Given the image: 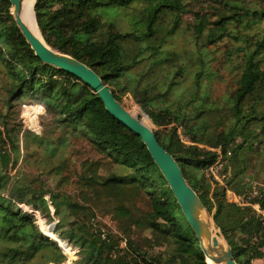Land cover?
I'll use <instances>...</instances> for the list:
<instances>
[{
  "label": "trees",
  "instance_id": "1",
  "mask_svg": "<svg viewBox=\"0 0 264 264\" xmlns=\"http://www.w3.org/2000/svg\"><path fill=\"white\" fill-rule=\"evenodd\" d=\"M186 1L36 0L32 10L49 47L83 62L124 108L157 128L158 143L178 163L235 262L264 263L263 216L226 199V190L248 195L257 184L262 197L250 200L264 207V0H199L191 23L182 18L190 10ZM134 3L149 6L145 18L121 23L119 10ZM176 36L183 37L180 47L166 45ZM215 78L228 93L214 95ZM0 90V264H207L140 137L106 111L89 85L34 55L9 0H0ZM124 94L144 113L121 101ZM24 102L44 108L38 135L22 130ZM74 141L95 153L76 167ZM33 145L41 154L29 152ZM19 148L20 166L10 176ZM218 156L223 183L207 171ZM258 160L250 172L249 162ZM19 204L38 210L46 223L56 218L53 229L44 234ZM104 214L116 233L102 228L97 217ZM59 240L81 258L67 263ZM155 245L163 247L154 251Z\"/></svg>",
  "mask_w": 264,
  "mask_h": 264
},
{
  "label": "water",
  "instance_id": "2",
  "mask_svg": "<svg viewBox=\"0 0 264 264\" xmlns=\"http://www.w3.org/2000/svg\"><path fill=\"white\" fill-rule=\"evenodd\" d=\"M9 2L14 22L33 50L34 55L44 64L69 72L89 85L103 102L106 111L140 137L167 181L183 215L192 227L207 264H210L207 261L208 258L214 264H237L230 246L223 239V235L214 223L211 214L206 210L194 190L187 184L178 163L158 143L153 130L123 109L110 88L91 68L67 54L52 49L42 37L39 38L32 33L21 18L22 0H9Z\"/></svg>",
  "mask_w": 264,
  "mask_h": 264
},
{
  "label": "rangeland",
  "instance_id": "3",
  "mask_svg": "<svg viewBox=\"0 0 264 264\" xmlns=\"http://www.w3.org/2000/svg\"><path fill=\"white\" fill-rule=\"evenodd\" d=\"M32 9L34 7V4H35V0H32ZM187 4H188V7H190V10L185 12L183 15H182V18L184 21L186 22H190L193 20L194 16H193V12L195 11H199L200 10V6H201V3L199 0H187L186 1ZM148 8L149 6L145 3H134L133 5L130 6V8H127V9H121L119 10L118 12V17L117 18H120L119 21H121V23L123 22V24H126L129 20H131L132 18H145L146 14H147V11H148ZM32 14L34 15V12L32 10ZM183 40V37H180V36H176L174 38V40H168L166 42V45H169V44H174L175 46H178L180 47L181 46V42ZM215 81H217V86L215 85ZM212 86L214 87L215 89V94L217 95H222V94H225L228 93V87H227V83L225 81H221L220 79H214V81L212 82ZM5 93L0 90V105H1V101L3 100V97H4ZM125 100H130L132 101L138 108H140L132 99V97L129 95V94H124L121 96V101H125ZM27 103V102H25ZM44 109V108H43ZM141 110V108H140ZM130 111V110H129ZM142 111V110H141ZM143 112V111H142ZM132 113V112H131ZM144 113V112H143ZM43 114V113H42ZM20 116V114H19ZM149 119V118H148ZM150 120V119H149ZM42 126V125H41ZM22 127V126H21ZM153 131L155 129H157L150 121V126H149ZM179 137L182 141H185V138L182 137V135H180L179 133ZM75 142V150L78 151V154H76L75 156H73V161H72V166L73 167H76L77 164H78V159L82 158V157H87V156H95V153L94 151L89 147V145H87L85 142H81V141H74ZM79 144L82 146V149H78L79 148ZM214 150L219 151V148L218 147H215L213 148ZM30 150H33V151H36L38 154H41V151L36 147V145H33V146H30L29 148V152ZM24 153L23 149L22 148H19L18 149V152L16 153V163L15 165H13V168L10 166V172H9V175L10 176H14L15 173H16V170L18 169V167L20 166V160H21V157H22V154ZM249 155H251L249 153ZM257 159H262V157H259ZM260 163V160H258V162H254L252 163L253 166L251 165V162H249L248 164V170L250 172H254L256 167L258 166V164ZM33 167L30 166V170L33 172ZM214 169V168H213ZM209 170V169H208ZM207 170V171H208ZM214 171V174L216 176V178H212L213 180H216L220 183H223V178H222V175H221V168L218 169L216 172H215V169L213 170ZM209 172V171H208ZM207 172V173H208ZM264 172V171H263ZM210 175V172L208 173ZM211 176V175H210ZM246 180V179H244ZM50 182V181H49ZM70 190V187L67 188ZM231 191V190H229ZM46 199H48V194H45L44 196ZM226 199L227 201L231 202V199L227 197V190H226ZM23 205V204H21ZM23 206H28V205H23ZM29 208H27L28 210H30V208H32L33 210L36 211L35 208H33L32 206H28ZM50 210H51V214L53 212V208L50 206ZM34 217H35V222L36 224L40 227L41 231L45 234V231H51L54 227V225L56 224L57 220L56 218L51 220L50 222L46 223L45 222V218L42 216V214L37 210L36 213L34 214ZM97 219L99 220V222H101L104 227L102 228H105L107 231H110V232H113V233H116V226H115V223L114 221L111 219V216L108 215V214H104V215H101V216H98ZM53 233V232H52ZM55 236L56 234L53 233ZM56 238H58L56 236ZM223 239L226 241V239L224 238L223 236ZM58 242V240H55ZM60 241V240H59ZM60 247L62 248L63 252L66 254L67 256V263H71L73 261H77L79 260L81 257L79 256L78 254V249L76 248H69L66 244H64V242H61L60 241ZM139 243L142 244L144 243V240L142 239V236L140 235L139 236ZM227 243V241H226ZM59 244V242H58ZM123 243H121L122 245ZM163 247V246H162ZM161 246L159 245H155L153 247V250L154 251H157V250H160L162 248ZM65 248L67 249V251L65 250ZM252 264H264L261 259H254L252 261Z\"/></svg>",
  "mask_w": 264,
  "mask_h": 264
},
{
  "label": "built area",
  "instance_id": "4",
  "mask_svg": "<svg viewBox=\"0 0 264 264\" xmlns=\"http://www.w3.org/2000/svg\"><path fill=\"white\" fill-rule=\"evenodd\" d=\"M43 111L44 109L41 104L30 103V102L22 103L21 108H20V122H21L22 130H28L36 135L40 134L41 129H42L41 115ZM221 165H222V159H221V156H218L216 162L208 168L209 169L208 171L210 172L212 178H216L213 170L215 169V172H216L218 169L221 168ZM254 196L262 197L260 190H259V185L257 184L251 185V191L248 193V195L247 194L237 195L234 192L227 190V197L231 199L230 203H233V204H236L242 207H247V206L251 207L253 210H255L258 214L262 215L264 218V207L260 208L257 203H252L250 200V198ZM19 205L22 209H24L25 211L31 212L33 215L37 211V210L36 211L33 210L32 208L28 210L27 209L29 208L28 206H23L21 204ZM101 234H102L101 236L104 237L103 231Z\"/></svg>",
  "mask_w": 264,
  "mask_h": 264
},
{
  "label": "bare ground",
  "instance_id": "5",
  "mask_svg": "<svg viewBox=\"0 0 264 264\" xmlns=\"http://www.w3.org/2000/svg\"><path fill=\"white\" fill-rule=\"evenodd\" d=\"M32 2H33L32 0H22L21 18L24 21V23L28 26V28L32 31V33H34L36 36L41 38L37 29H36V25L34 22V17L32 14ZM122 108L125 109L129 114L132 115V113L130 111H128L126 108H124L123 106H122ZM132 116H134V115H132ZM134 117H136V116H134ZM207 261L210 264H214L212 262V260L209 258L207 259Z\"/></svg>",
  "mask_w": 264,
  "mask_h": 264
},
{
  "label": "crops",
  "instance_id": "6",
  "mask_svg": "<svg viewBox=\"0 0 264 264\" xmlns=\"http://www.w3.org/2000/svg\"><path fill=\"white\" fill-rule=\"evenodd\" d=\"M228 197H229V195H228Z\"/></svg>",
  "mask_w": 264,
  "mask_h": 264
}]
</instances>
